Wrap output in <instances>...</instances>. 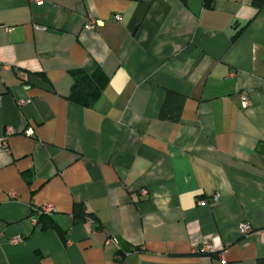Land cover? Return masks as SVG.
Returning <instances> with one entry per match:
<instances>
[{
    "label": "crops",
    "instance_id": "1",
    "mask_svg": "<svg viewBox=\"0 0 264 264\" xmlns=\"http://www.w3.org/2000/svg\"><path fill=\"white\" fill-rule=\"evenodd\" d=\"M97 67V104L70 101V71ZM169 90L186 96L177 122L159 117ZM262 259L264 6L0 0V264Z\"/></svg>",
    "mask_w": 264,
    "mask_h": 264
},
{
    "label": "trees",
    "instance_id": "2",
    "mask_svg": "<svg viewBox=\"0 0 264 264\" xmlns=\"http://www.w3.org/2000/svg\"><path fill=\"white\" fill-rule=\"evenodd\" d=\"M253 3L259 11L264 6V0H253ZM241 31V29L237 31L233 39H235ZM70 73L73 84L68 99L85 108H93L102 96L104 88L109 81V76L101 67H97L92 72H88L83 68H76L71 70ZM41 75L44 77V74ZM185 101L186 96L184 94L174 90L167 91L160 110V119L173 122L179 121ZM73 215L77 221H87L89 218L92 219L82 203H77L74 206ZM40 220L43 228L57 226L46 213H42ZM259 263L264 264V259L260 260Z\"/></svg>",
    "mask_w": 264,
    "mask_h": 264
},
{
    "label": "built area",
    "instance_id": "3",
    "mask_svg": "<svg viewBox=\"0 0 264 264\" xmlns=\"http://www.w3.org/2000/svg\"><path fill=\"white\" fill-rule=\"evenodd\" d=\"M34 1H39V0H34ZM96 25H97V20H90L85 25V28L86 29H92ZM248 103H249L248 96L244 95L242 97V105H243V107H247L248 106ZM8 132L11 133L12 130L11 129H8ZM27 133L28 134H31L32 133V130L31 129L27 130ZM219 197H220L219 194H216L214 196V200L217 201L219 199ZM40 210H41L42 213H51L52 211H54V209H53L52 206H44ZM87 221L91 222L92 219L89 218ZM251 230H252V227H251V225L249 223L244 222V223L240 224V232L242 234H247V233L251 232ZM20 240H21V238L19 236H14L12 238H9V242L10 243H13V244L19 242ZM106 243L108 245H117L118 244V239L115 236H109L107 238V240H106ZM212 249H213V247H212V244L210 243V241L204 240V242L202 244V247L199 249V251L202 252V253H204V252L211 251ZM117 258L118 259H122V256L118 255Z\"/></svg>",
    "mask_w": 264,
    "mask_h": 264
}]
</instances>
